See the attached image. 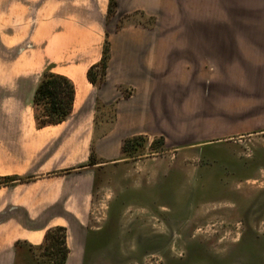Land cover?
Listing matches in <instances>:
<instances>
[{"label": "crops", "instance_id": "1", "mask_svg": "<svg viewBox=\"0 0 264 264\" xmlns=\"http://www.w3.org/2000/svg\"><path fill=\"white\" fill-rule=\"evenodd\" d=\"M110 1L0 0V176L24 178L0 185V264H31L57 227L64 264L95 254L97 173L181 108L183 50L170 37L189 36L191 109L237 112L241 130L264 132V0H114L109 15ZM107 40L93 84L87 71ZM46 70L68 76L75 98L67 119L38 127L33 95Z\"/></svg>", "mask_w": 264, "mask_h": 264}, {"label": "rangeland", "instance_id": "2", "mask_svg": "<svg viewBox=\"0 0 264 264\" xmlns=\"http://www.w3.org/2000/svg\"><path fill=\"white\" fill-rule=\"evenodd\" d=\"M169 39L183 50L181 108L163 132L136 136L128 159L97 173L86 263L264 264V132L243 131L237 112L191 109L189 36ZM54 259L42 250L30 263Z\"/></svg>", "mask_w": 264, "mask_h": 264}, {"label": "trees", "instance_id": "3", "mask_svg": "<svg viewBox=\"0 0 264 264\" xmlns=\"http://www.w3.org/2000/svg\"><path fill=\"white\" fill-rule=\"evenodd\" d=\"M115 1H110L109 15L112 14ZM109 43L105 42L102 61L91 66L87 71V78L93 84H99L105 76L106 61L109 58ZM101 68L100 72H95V67ZM75 98V85L66 75L46 70L34 91L33 108L36 124L43 127L64 121L71 114ZM136 137L128 138L124 141L122 152L125 157L131 156V146ZM143 139L144 137H137ZM94 163V151L91 155L89 165ZM23 177L0 176V185L13 184L23 180ZM43 251L54 255V264H64L68 248L66 245V229L62 227L48 229L45 235V242L40 247ZM53 248H56L55 251ZM51 263V264H52Z\"/></svg>", "mask_w": 264, "mask_h": 264}]
</instances>
